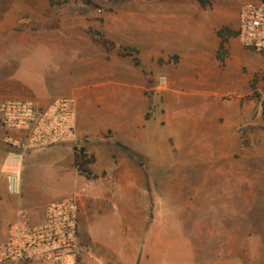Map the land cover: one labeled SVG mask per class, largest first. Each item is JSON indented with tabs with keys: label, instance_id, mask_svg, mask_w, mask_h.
Instances as JSON below:
<instances>
[{
	"label": "crops",
	"instance_id": "obj_1",
	"mask_svg": "<svg viewBox=\"0 0 264 264\" xmlns=\"http://www.w3.org/2000/svg\"><path fill=\"white\" fill-rule=\"evenodd\" d=\"M171 1L118 7L101 21L0 18V98L29 99L44 106L72 99L78 136L74 145L26 155L19 172L22 181L12 190L3 165L12 151L5 138L15 135L0 127V244L19 211H26L31 223L38 225L48 204L69 198L40 202L23 183V177L34 174L42 157L51 160L47 166L59 175L64 171L87 186L79 195V224L81 210L96 213L109 203L110 185H142L144 175L148 177L144 161L159 162V153L166 149L173 157L197 146L202 157L216 152L220 161L228 159L232 151L229 131L252 120L254 97L246 90L237 107L221 101L237 91L217 83L214 75L222 65L217 59L219 40L217 45L204 41L198 25L204 10L198 4ZM38 22L45 23L43 28ZM100 37L112 48L104 46ZM124 49L135 53L126 55ZM25 74L43 77L45 83L28 81ZM160 77L165 78L161 100L148 93ZM175 86L188 89L192 100L177 101L167 94ZM199 87L201 91L196 93ZM256 107L260 109L259 104ZM220 118H224L222 124ZM80 147L93 159L84 167L88 179L73 167L74 148ZM80 241L85 251L76 264L100 261L91 243ZM138 242L119 264H139L141 258H147ZM104 259L111 255L104 254Z\"/></svg>",
	"mask_w": 264,
	"mask_h": 264
},
{
	"label": "rangeland",
	"instance_id": "obj_2",
	"mask_svg": "<svg viewBox=\"0 0 264 264\" xmlns=\"http://www.w3.org/2000/svg\"><path fill=\"white\" fill-rule=\"evenodd\" d=\"M162 1L107 0L104 14L97 16L93 7L76 0H55L56 5L49 0H0V18L101 21L107 14L116 13L118 7L155 6L152 4ZM182 1L193 0L171 2ZM254 1L257 0H208L209 7L203 9L198 20L206 44L217 45L219 40L220 45L216 30L237 32L242 6ZM38 24L43 28L45 23ZM35 32L40 33L37 29ZM223 47L222 65L214 75L217 83L237 91L236 95L223 96L221 101L237 107L246 90L251 93L261 86L264 57L241 47L234 36L227 37ZM25 78L45 83L36 74H25ZM153 88L148 93H155L161 100L164 85L160 86L158 79ZM167 94L177 101L192 100L189 90L180 86L170 88ZM13 99L21 98H0ZM253 104L252 120L229 131L228 147L232 151L228 159L220 161L216 152L202 157L197 146L172 157L166 153L165 144L166 151L159 153V162L144 161L148 177L144 175L142 185L114 183L109 186L110 201L100 212L81 210L79 257L85 251L80 238L95 248L93 251L100 257V261L94 259L96 264H119L139 240L141 253L147 255L139 264H264V117L255 98ZM223 122L224 118H220L219 124ZM50 161L42 157L34 174L23 177L32 195L40 202L70 196L82 200L79 195L87 186L69 173H56L47 166ZM21 177L19 174L20 182ZM106 253L111 259H104Z\"/></svg>",
	"mask_w": 264,
	"mask_h": 264
},
{
	"label": "built area",
	"instance_id": "obj_3",
	"mask_svg": "<svg viewBox=\"0 0 264 264\" xmlns=\"http://www.w3.org/2000/svg\"><path fill=\"white\" fill-rule=\"evenodd\" d=\"M55 1V0H54ZM104 14L107 0H76ZM237 40L241 47L264 57V1L244 4L239 16ZM160 86L165 78H159ZM264 105V80L251 91ZM0 127L15 136L5 138L12 148L5 158L8 182L16 190L22 162L29 153L78 141L74 101L64 98L49 105L32 100H0ZM79 202L76 196L48 204L41 223L33 225L26 211H19L0 244V264H76L79 258Z\"/></svg>",
	"mask_w": 264,
	"mask_h": 264
},
{
	"label": "trees",
	"instance_id": "obj_4",
	"mask_svg": "<svg viewBox=\"0 0 264 264\" xmlns=\"http://www.w3.org/2000/svg\"><path fill=\"white\" fill-rule=\"evenodd\" d=\"M196 4H198V6H200V8L202 9H206L209 7V2L208 0H193ZM260 1H264V0H260ZM51 5H56L57 2L53 1V0H49ZM217 37L220 39V45L218 47V51H217V59L222 62L223 61V57H224V43L226 41L227 37L230 36H237V33H232L229 32L228 30H220L216 33ZM100 41L104 46H107L108 48H112V44L108 43L107 41H105L102 37H100ZM123 52L126 55H131L134 54L135 51H133L132 49H124ZM133 62L135 65H138V61L136 59H133ZM260 109H261V114L264 117V105H260ZM93 162V159L88 157L84 150L80 147V148H74V158H73V167L75 169L76 172H78L80 175L84 176L86 179L90 178L89 174L86 173V171L84 170V167L86 165H89Z\"/></svg>",
	"mask_w": 264,
	"mask_h": 264
}]
</instances>
